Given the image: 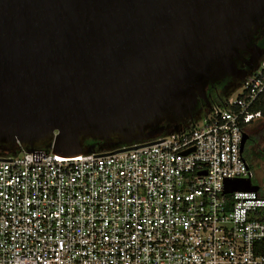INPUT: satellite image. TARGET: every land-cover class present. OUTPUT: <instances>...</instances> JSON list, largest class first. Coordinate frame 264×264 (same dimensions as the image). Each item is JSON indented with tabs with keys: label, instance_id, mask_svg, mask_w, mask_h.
<instances>
[{
	"label": "water",
	"instance_id": "obj_1",
	"mask_svg": "<svg viewBox=\"0 0 264 264\" xmlns=\"http://www.w3.org/2000/svg\"><path fill=\"white\" fill-rule=\"evenodd\" d=\"M263 19L264 0H0V161L44 140L63 156L84 154L82 137L103 142L98 156L155 143L205 81L253 71Z\"/></svg>",
	"mask_w": 264,
	"mask_h": 264
},
{
	"label": "built area",
	"instance_id": "obj_2",
	"mask_svg": "<svg viewBox=\"0 0 264 264\" xmlns=\"http://www.w3.org/2000/svg\"><path fill=\"white\" fill-rule=\"evenodd\" d=\"M240 84L201 126L151 145L0 161V264H264V198L224 193L253 177L240 143L264 118V56Z\"/></svg>",
	"mask_w": 264,
	"mask_h": 264
},
{
	"label": "trees",
	"instance_id": "obj_3",
	"mask_svg": "<svg viewBox=\"0 0 264 264\" xmlns=\"http://www.w3.org/2000/svg\"><path fill=\"white\" fill-rule=\"evenodd\" d=\"M236 83H237V81H232L231 84L229 86H227L223 91H225V92L230 91L235 86ZM212 96H213L212 100H210L208 105L205 107V109H203V110H205L204 112H209L213 106H216V107H219L222 109H225L227 107L228 100L221 98L219 95L213 94ZM257 110H260L262 112V116L264 117V96L261 97L259 99V101L252 107V111H257ZM198 113H194L192 118H190L186 123L178 125V126H173L170 124H164V126H165V133L164 134H168V133L173 132L174 128H177V130L192 128L193 124H194L195 115H197ZM249 133H255V131H253V132L248 131L247 132V130H246V135L248 136V139H247L245 146L243 148L242 157L244 158V160L248 164L249 170L251 172H253V166H254L253 160H254V158L249 152H248L249 153V155H248L247 151L248 150L250 151V149H249L250 146L257 143L258 136L255 135L253 137V136L249 135ZM113 141L116 142L117 140L113 139ZM79 144H80L84 154H89V153L100 154V153L108 151V150H105L103 148V142L101 140H99L98 138L92 139L89 137H82L79 141ZM33 148L38 149V150H43L46 152H49L51 150L50 142L46 141V140L36 143ZM113 149H115V148H113ZM25 150H26V146L25 147L23 146L16 153H10L6 157H17ZM251 158H253V160H251ZM257 195L261 198H264V193H262L260 191V188L257 191ZM260 219L264 222V211L262 212V216ZM257 249H258V252L264 256V241H262L261 243H259L257 245Z\"/></svg>",
	"mask_w": 264,
	"mask_h": 264
},
{
	"label": "flooded vegetation",
	"instance_id": "obj_4",
	"mask_svg": "<svg viewBox=\"0 0 264 264\" xmlns=\"http://www.w3.org/2000/svg\"><path fill=\"white\" fill-rule=\"evenodd\" d=\"M251 42L258 44L260 47L264 49V19L259 25V28L254 31V34L250 37ZM248 54L246 52L241 51L240 55L238 58H233L234 62L236 63L238 68H246L245 67V62L248 61ZM247 71V69H246ZM232 81H236L235 79L231 77H221L220 79H211L209 81H205L201 85V92L199 95L196 97V105L190 109V111H187L183 113L181 117L178 116H168L164 117L160 121V125L164 124H170L173 126H178L181 124L186 123L190 118H192L194 113H198L201 110L205 109V107L208 105L209 101L212 100V95H220L223 90L231 84ZM213 93V94H212ZM171 119V122H168L167 119ZM113 139H117V137H112L111 141ZM117 142V141H116ZM114 142V143H116ZM255 143L254 145H256Z\"/></svg>",
	"mask_w": 264,
	"mask_h": 264
},
{
	"label": "rangeland",
	"instance_id": "obj_5",
	"mask_svg": "<svg viewBox=\"0 0 264 264\" xmlns=\"http://www.w3.org/2000/svg\"><path fill=\"white\" fill-rule=\"evenodd\" d=\"M241 92V84L237 81L235 86L230 91H223L220 93V97L226 100H232L237 97V95ZM205 110L200 111L197 115H195L194 118V124L201 126L206 117H208V112H204ZM247 132H253L255 133H249L251 136H258V141L256 145H252L249 147L250 151L248 150L253 158V160L256 164L253 166V177L251 179L252 184L260 188V191L264 193V118L253 122L246 128ZM248 153V155H249ZM254 155H253V154ZM250 160V161H251Z\"/></svg>",
	"mask_w": 264,
	"mask_h": 264
},
{
	"label": "crops",
	"instance_id": "obj_6",
	"mask_svg": "<svg viewBox=\"0 0 264 264\" xmlns=\"http://www.w3.org/2000/svg\"><path fill=\"white\" fill-rule=\"evenodd\" d=\"M256 163L255 162H253V165H255Z\"/></svg>",
	"mask_w": 264,
	"mask_h": 264
}]
</instances>
